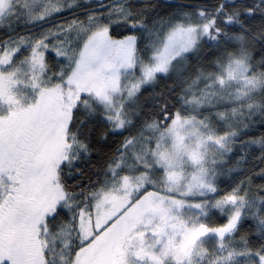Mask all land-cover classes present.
I'll list each match as a JSON object with an SVG mask.
<instances>
[{
  "label": "snow or ice",
  "instance_id": "6c2138e0",
  "mask_svg": "<svg viewBox=\"0 0 264 264\" xmlns=\"http://www.w3.org/2000/svg\"><path fill=\"white\" fill-rule=\"evenodd\" d=\"M0 264H264V0H0Z\"/></svg>",
  "mask_w": 264,
  "mask_h": 264
}]
</instances>
